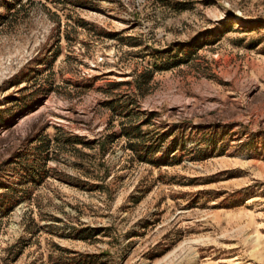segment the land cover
I'll list each match as a JSON object with an SVG mask.
<instances>
[{"label":"rangeland","instance_id":"rangeland-1","mask_svg":"<svg viewBox=\"0 0 264 264\" xmlns=\"http://www.w3.org/2000/svg\"><path fill=\"white\" fill-rule=\"evenodd\" d=\"M85 1L0 0V264H264V0Z\"/></svg>","mask_w":264,"mask_h":264},{"label":"trees","instance_id":"trees-1","mask_svg":"<svg viewBox=\"0 0 264 264\" xmlns=\"http://www.w3.org/2000/svg\"><path fill=\"white\" fill-rule=\"evenodd\" d=\"M50 3H53L54 5L57 4H64V3H74L77 5H85L86 1L85 0H47ZM64 1V2H63ZM156 2H161L164 3V1L166 0H155ZM58 26V25H57ZM57 54H54V57H56ZM140 78V79H139ZM138 80L140 83L143 84L142 82V77L138 76ZM138 82V83H139ZM140 84L136 85V88H139ZM36 94V92L33 94V96ZM32 96V97H33ZM22 101V102H21ZM16 102L21 103V105L18 106V109H23L25 108L26 102H24L23 99L21 98H16ZM121 136L125 137L127 140L132 141L134 140L135 143H132L130 145H128L129 149L134 152V153H138L139 151L144 150L145 148L142 146L143 145V141H142V136L139 130V126H134L132 124H128L124 127L121 128ZM35 141H37L39 144L35 147V148H31L29 150H26V152L24 153L26 156V154H29V158L26 160H23L22 162H20V165L22 167V169L25 171V173H27L28 178L31 177L30 179H34L35 177H39L42 175L43 173V166H44V160L48 158V153H49V140L40 135L38 138L35 139ZM142 143V144H141ZM23 154L20 156V159L22 158ZM24 179H22V181L27 180V176L23 177ZM17 189H16V194H17ZM24 192V196H19V201H23L25 199H28V193ZM17 197V196H16ZM1 202V207L4 208L7 204H10L12 202L11 198H7L6 200H4V198L2 200H0ZM18 201L16 200V203Z\"/></svg>","mask_w":264,"mask_h":264}]
</instances>
